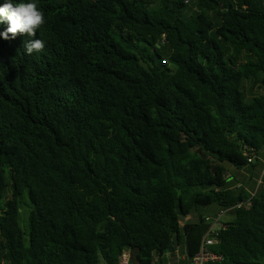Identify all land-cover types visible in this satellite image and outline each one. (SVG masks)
Listing matches in <instances>:
<instances>
[{"label": "trees", "instance_id": "trees-1", "mask_svg": "<svg viewBox=\"0 0 264 264\" xmlns=\"http://www.w3.org/2000/svg\"><path fill=\"white\" fill-rule=\"evenodd\" d=\"M31 2L44 51L0 37V264L192 260L212 204L208 264H264V185L225 189L264 148V0Z\"/></svg>", "mask_w": 264, "mask_h": 264}, {"label": "crops", "instance_id": "crops-1", "mask_svg": "<svg viewBox=\"0 0 264 264\" xmlns=\"http://www.w3.org/2000/svg\"><path fill=\"white\" fill-rule=\"evenodd\" d=\"M264 185V148L259 152L257 162L254 167L247 165L244 168L236 169L234 167H228V178L225 185V189L231 190L234 195H239L244 191L249 198L259 195ZM236 211V207H220L216 204L209 205L205 208L204 218L219 216L222 224V219L225 216H232ZM206 221V220H205ZM231 221V220H230ZM198 222L197 212L192 210L191 214L180 221V226H184L188 223ZM127 253L128 264H140L137 260V251H129ZM160 262L155 259L156 264H193V261L188 258L186 254V248L184 244V238L181 237L180 244L173 252H165Z\"/></svg>", "mask_w": 264, "mask_h": 264}, {"label": "clouds", "instance_id": "clouds-1", "mask_svg": "<svg viewBox=\"0 0 264 264\" xmlns=\"http://www.w3.org/2000/svg\"><path fill=\"white\" fill-rule=\"evenodd\" d=\"M7 23L6 29L0 31V37L4 40H13L17 35H27L29 39L24 50L26 54L43 52L45 41L35 39L37 31L46 23L44 13L38 5L29 0L28 3H13V0H4L0 5V23Z\"/></svg>", "mask_w": 264, "mask_h": 264}, {"label": "built area", "instance_id": "built-area-1", "mask_svg": "<svg viewBox=\"0 0 264 264\" xmlns=\"http://www.w3.org/2000/svg\"><path fill=\"white\" fill-rule=\"evenodd\" d=\"M252 162V159H248V163ZM205 220L206 223L209 225V234L215 233L216 231L225 228L224 224L221 223L219 216H208ZM209 234L204 236V238L202 239L199 250L192 258L193 264H208L209 262H214L219 259V257L210 250V246H212L215 241L213 238L209 237ZM120 264H128L126 252L122 253L120 257Z\"/></svg>", "mask_w": 264, "mask_h": 264}, {"label": "rangeland", "instance_id": "rangeland-1", "mask_svg": "<svg viewBox=\"0 0 264 264\" xmlns=\"http://www.w3.org/2000/svg\"><path fill=\"white\" fill-rule=\"evenodd\" d=\"M249 86H250V84H246V88H247L248 93H250V89H248ZM255 90H256V89H255ZM255 90L253 89V90H251V92H254ZM204 211H205V209L203 210L202 215H205V214H204ZM26 213H27L26 210L23 209L22 212H21L20 219H19L20 226H21V228H22L24 231H26V229H27V227H26ZM232 218H233L232 216H225V217L222 219V221H223V222H225V221H230V220H232ZM100 264H105V263H104V261H101Z\"/></svg>", "mask_w": 264, "mask_h": 264}, {"label": "water", "instance_id": "water-1", "mask_svg": "<svg viewBox=\"0 0 264 264\" xmlns=\"http://www.w3.org/2000/svg\"><path fill=\"white\" fill-rule=\"evenodd\" d=\"M193 152V151H192Z\"/></svg>", "mask_w": 264, "mask_h": 264}]
</instances>
